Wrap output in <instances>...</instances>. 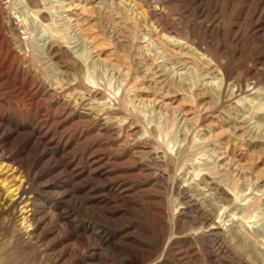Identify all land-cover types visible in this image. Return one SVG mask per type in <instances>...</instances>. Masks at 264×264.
I'll return each instance as SVG.
<instances>
[{
    "label": "rangeland",
    "instance_id": "obj_1",
    "mask_svg": "<svg viewBox=\"0 0 264 264\" xmlns=\"http://www.w3.org/2000/svg\"><path fill=\"white\" fill-rule=\"evenodd\" d=\"M0 264H264V0H0Z\"/></svg>",
    "mask_w": 264,
    "mask_h": 264
}]
</instances>
